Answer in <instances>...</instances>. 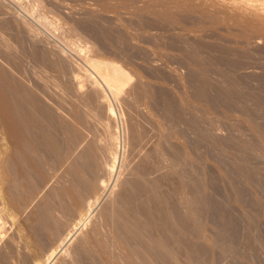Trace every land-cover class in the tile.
I'll use <instances>...</instances> for the list:
<instances>
[{"label": "rangeland", "instance_id": "obj_1", "mask_svg": "<svg viewBox=\"0 0 264 264\" xmlns=\"http://www.w3.org/2000/svg\"><path fill=\"white\" fill-rule=\"evenodd\" d=\"M13 3L10 0L9 5ZM41 3L38 8L52 9L47 16L54 26L60 27L55 26L57 32L44 27L41 35L45 34L44 39L51 45L67 48L70 61L66 64H74L71 63V69L67 67L69 71L61 79L54 69L43 68L41 61L29 54L25 43L10 38L12 32L0 22L2 37L14 43L6 59L13 66L10 74L20 81L23 75L25 82L36 88L41 82L36 90L43 102L63 117L74 107V96H87L89 92L90 107H83L87 112H100L97 116L101 119L110 112L109 124L119 136L118 154L113 157L114 173L121 166L122 177H131V171L147 152L154 157L155 148L166 140L161 134L164 129L175 131L178 140L174 144L180 157L171 183L176 185L178 198L184 193L195 216L193 264H264V0H43V7ZM16 4L23 14V6ZM8 16L5 13L0 18ZM62 16L68 18L67 22ZM69 22H76L75 26L71 27ZM84 46L85 50L96 46V51L93 47L88 49L89 62V53L80 55ZM76 48L81 49L80 54L74 52ZM0 53L4 54L1 49ZM98 58L100 62L108 61L98 63ZM96 60L98 64H94ZM111 62L116 63L113 68ZM100 64L103 69L98 71L95 68ZM84 66L90 74L96 70L93 79L103 80H95L103 90L95 92L94 97L90 77L83 74L87 72ZM42 69L46 71L42 73ZM117 72L124 73V79L130 74L129 79L126 77L128 87L118 82L121 75ZM107 74L110 76L105 78ZM74 80L77 84L84 81L83 85L78 84L77 95L72 90ZM107 81L119 87L112 86L110 91L105 87ZM68 86L72 88L66 90ZM83 87L86 92L79 91ZM226 87L243 88L247 103L256 104L246 110L241 108L225 95ZM102 99L107 100L106 104L100 103ZM92 100L100 102L93 101L94 104ZM167 100L173 104L172 113L166 107ZM257 103L261 104L260 109L255 108ZM89 119L94 131L101 134L100 118ZM136 128L143 132L137 143L140 147L133 140ZM181 180L187 182L183 188ZM175 205L177 212L182 213V202L175 200ZM180 257L182 261L186 259L185 248L180 250ZM40 264L45 263L40 260Z\"/></svg>", "mask_w": 264, "mask_h": 264}, {"label": "bare ground", "instance_id": "obj_2", "mask_svg": "<svg viewBox=\"0 0 264 264\" xmlns=\"http://www.w3.org/2000/svg\"><path fill=\"white\" fill-rule=\"evenodd\" d=\"M3 1L0 0V17L5 13L9 16L0 18V22L5 29L12 32L10 38L14 37L25 43L29 54L38 58L43 68L45 66L52 68L61 79L64 78L63 75L69 71L67 67L72 63L69 62V66L66 64L70 61L67 48L64 49L58 46L59 44L55 47L49 40L44 39L45 34L41 35V29L44 27L50 31L51 29L56 31L55 26L59 27L57 23L54 26L53 21L47 16L52 9L47 11L46 7V10L38 8V4L43 3V0L41 2L30 0L31 3L28 5H24L23 0H14V5H9L10 0L8 4L6 0V3ZM16 2L25 9L23 14L16 9L18 6ZM43 5L44 3L42 7ZM64 16L62 19L65 21ZM62 19H59V22H62ZM75 23L69 22L71 27L72 25L74 27ZM71 27L68 29L76 32L77 29L74 31ZM1 33L0 31V49L4 54L0 53V264H40V260L45 264H193L195 242L192 240V234L197 228L195 216L188 207L184 193L178 198L176 185L171 183L173 170L175 171V166L179 165V161L176 160L180 157L174 144V141L178 140L177 133L162 129L161 136L163 139L166 136L165 144H161L162 147L160 144L158 147L155 146L154 157L147 155L146 151L147 154L138 165H134L131 177H122L121 166L114 173L116 161L113 157H116L114 155L118 151L119 136L109 124L110 112L107 111L105 119L98 117L100 113L98 111V114L93 115V112L91 113L93 110L90 109L88 114L87 108L83 107L88 106L90 94L88 92V97L85 96L86 93H82L83 97L80 96L77 87L81 83L77 84L74 80L76 85L72 90L77 93L73 94L79 93L80 97L73 95L74 107L67 116L54 114L52 108L49 109L50 107L43 102L39 90H36L41 82L36 88L34 84L25 82L23 75L19 76L20 81L10 74L9 69L13 66L10 64L11 61L8 62L6 59L11 55L10 50L13 49L14 43L10 38L2 37ZM85 46L82 54L79 53L81 49L78 51L76 48L74 52L80 55L88 54L90 52L88 49L91 50L94 45L86 49V53ZM81 47L80 45L79 48ZM94 50L93 53H96ZM89 55L90 53L88 56L85 55L88 62ZM100 60L94 61V64L97 62L104 64L108 61ZM2 62L6 63V66ZM74 62L77 63L76 60ZM112 62L111 68L116 64L113 65ZM77 66L75 65L76 69H79ZM101 66L100 64L98 67L100 69H95L101 71ZM85 70L88 69L84 66ZM43 71L46 69H42V73ZM94 71L96 70L93 69L92 72ZM87 72L83 74L90 77L89 81L94 89L91 91L94 93L91 94L94 97L95 92L99 94L103 87L98 84L99 81H95L98 78L93 79V73L88 72L92 75L91 78ZM104 73L102 70V74ZM121 73L117 72V75ZM108 75L104 77L107 78ZM122 75L118 82L125 87L130 74L129 77L125 76V79ZM83 83L84 81L81 85ZM105 84L110 91L114 88L112 86L119 87L118 84L111 85L108 81ZM71 88L72 86H68L66 90ZM134 88L135 86L133 90ZM226 88L225 95L234 99L237 103L235 104L241 108L246 110L251 105L254 106L253 103L256 104L247 103L243 88ZM81 90L86 92L84 87L79 91ZM115 90L113 92H116ZM127 92L130 96V91ZM136 94L138 93H135V96ZM112 95L115 96L114 93ZM132 96L131 98H135ZM102 98L106 99L105 96ZM104 99L99 102L106 104L107 100ZM166 105L168 112L172 113L174 108L171 101L167 100ZM259 105L261 104L255 105V108L260 109ZM89 116L93 119L100 118L103 123L101 134L96 133L89 124ZM141 132L138 128L134 131L133 140L136 145L141 140ZM137 146L140 147V144ZM174 160L177 162L176 165ZM181 181L183 188L186 181L184 183ZM175 200L182 202V213L177 212ZM98 207L99 213L95 216L94 212ZM183 248L186 249L185 263L180 257V250Z\"/></svg>", "mask_w": 264, "mask_h": 264}]
</instances>
